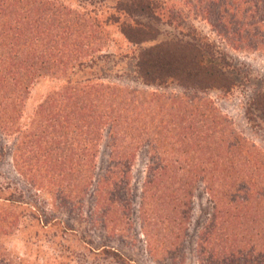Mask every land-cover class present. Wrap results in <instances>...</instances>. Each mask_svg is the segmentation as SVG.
Here are the masks:
<instances>
[{"label":"rangeland","instance_id":"rangeland-1","mask_svg":"<svg viewBox=\"0 0 264 264\" xmlns=\"http://www.w3.org/2000/svg\"><path fill=\"white\" fill-rule=\"evenodd\" d=\"M42 1L98 22L50 36L34 0L4 1L0 264H264V0H159L173 22L127 17L132 42L112 1Z\"/></svg>","mask_w":264,"mask_h":264},{"label":"trees","instance_id":"trees-1","mask_svg":"<svg viewBox=\"0 0 264 264\" xmlns=\"http://www.w3.org/2000/svg\"><path fill=\"white\" fill-rule=\"evenodd\" d=\"M4 1L3 2L0 0V12L2 10V8L4 7ZM107 1V0H105ZM108 1H112L114 3V8L116 9L114 14H110L108 16V18L106 20H103L104 23L106 22H114V23H120L122 26H120V29L122 30V34L129 40L132 42V36H137L140 35L142 33H144V30H148V28L142 26L141 24H138V28H133L132 25L128 26L126 24V19L127 17H140L141 19H145L146 22H152V21H157V22H161V23H167V24H171V22H173V17H172V13L170 11L167 10V8L165 6H161L158 2L159 0H108ZM35 6V12L36 14H39L41 17V19L44 21L43 24H45L47 26V35L50 36H54V32L57 31V29L60 30V28H62L61 32H63L64 29L65 30V34L67 32V30H71L73 31L75 28H81L83 27L86 31H88V27H92L93 25H97L96 23L98 21H96V19L94 18H88V15L84 14V16L87 18H85L84 16H78L77 14L73 13V12H67L65 11V8L62 5H58L54 2L51 1H42L40 0L39 2L34 0ZM46 11L50 12L46 14ZM135 13V14H134ZM73 15V18H72ZM44 16H46L44 18ZM96 18V17H95ZM95 23V24H94ZM102 23V21H101ZM93 24V25H92ZM10 27H7L5 24H0V93L3 92V87H5V85L9 82V80H5V76L11 71L15 73V76L12 78V80L14 83H12L13 86L17 87L16 85V77L19 74V65L17 64H9L8 67H5V62L3 60V56H4V51H7L8 53L11 52L12 53V58L14 60H18L19 56L17 51H15L16 46L18 45L19 40L18 39V35L14 34L15 32V27L12 26L11 24H9ZM13 29V31H12ZM82 29V28H81ZM82 29V30H84ZM94 29V28H93ZM145 30V31H146ZM89 32V31H88ZM68 35V34H66ZM76 34L72 33L71 35L67 36L68 38V45L71 48V51H73L77 45L78 42H73V36H75ZM10 41V42H9ZM72 44V45H70ZM80 44V43H79ZM32 47L31 50L35 51L36 49V43H31ZM190 45V44H189ZM188 45V46H189ZM192 49H195V51H200V49L198 47H194V45H190ZM32 52V51H30ZM200 55L198 54L197 57H199ZM40 62H44V60L41 59ZM25 63V61L23 62V64ZM28 63V69L26 71V74L30 71L31 66L33 65V59H29L27 60ZM11 65V66H10ZM10 72V73H11ZM22 83V81H19ZM87 91H83V89H75V92L77 95H79L80 97H84V96H96L97 91H92V89L87 88ZM83 91V92H82ZM100 92V89H99ZM4 94V93H1ZM4 97V96H3ZM97 97V96H96ZM93 103V98H91L90 103ZM95 109L94 105H88L87 108V112L89 113V115L92 116V111ZM101 118L104 117H108L111 118L109 116H106L104 114L100 115ZM100 118V119H101ZM115 119V118H114ZM46 121V120H44ZM113 121V120H112ZM46 125L48 123H45ZM110 128H113V123L110 124ZM17 151L19 150H15L13 153V166L16 169V171H18V173L21 175V164L20 166L18 165L19 161V154L17 156ZM43 151V154H40ZM53 150L49 147H40L35 146V150H32L31 152V156L35 159V161H40L43 157L49 156ZM20 152V151H19ZM60 152V151H59ZM29 157V156H28ZM42 157V158H40ZM46 165L43 166H36L34 169H29L27 170V173L29 175L28 180H30L31 185L35 186V185H42V179L44 178V174L48 173L47 169L45 168ZM23 174V172H22ZM257 189H247L246 191V196L250 197V198H256V200L258 199V196L260 195ZM241 189H236L234 186L230 187L229 190L227 191V194L230 195L231 199L234 201L237 199L238 195L240 194ZM261 196V195H260ZM242 240V239H241ZM240 240V242H241ZM236 250L234 247L229 246L227 249V252L229 251L230 254H224L221 257V260L226 259L228 256L232 255V254H236V253H241L242 249L241 247H239L238 245L235 246ZM255 250V247L252 248V251ZM226 252V253H227ZM213 256V255H212Z\"/></svg>","mask_w":264,"mask_h":264}]
</instances>
